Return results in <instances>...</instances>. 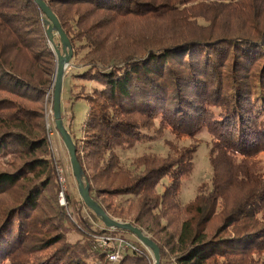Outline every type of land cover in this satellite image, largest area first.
Segmentation results:
<instances>
[{
    "label": "trees",
    "instance_id": "1",
    "mask_svg": "<svg viewBox=\"0 0 264 264\" xmlns=\"http://www.w3.org/2000/svg\"><path fill=\"white\" fill-rule=\"evenodd\" d=\"M43 1L82 68L73 140L93 199L156 241L160 264H264V0ZM46 19L34 0H0V264H110L107 235L136 247L118 264H154L82 199L60 203L44 107L63 48ZM164 130L211 137L212 180L186 203L198 145L121 158Z\"/></svg>",
    "mask_w": 264,
    "mask_h": 264
},
{
    "label": "rangeland",
    "instance_id": "2",
    "mask_svg": "<svg viewBox=\"0 0 264 264\" xmlns=\"http://www.w3.org/2000/svg\"><path fill=\"white\" fill-rule=\"evenodd\" d=\"M57 35V34H56ZM53 47V46H52ZM82 56V55H81ZM80 56V57H81ZM73 61V60H72ZM71 61L70 66L67 68L66 77L63 82V90L61 93V111L64 119V124L69 127L68 123L70 124L72 120V130L70 132L72 138L78 137L81 124L87 117L89 105L84 99H76V95L81 92L83 88V81L82 79L73 78L71 74H77L82 71V68H78L75 63ZM77 67V68H76ZM57 68V65H56ZM70 75V76H69ZM56 79V73L54 76V80ZM55 83V81H54ZM54 94V92H53ZM53 101V97L50 98V104ZM53 104V102H52ZM46 105V104H45ZM53 106V105H52ZM46 107V106H45ZM54 119L53 115L51 116ZM54 127V136L51 138L50 147L54 157L56 158L58 165H57V172L58 167L63 168L65 178H66V185L64 186L65 191V201H67L68 206V197L73 199L80 200L82 199L79 190L77 181L73 175L72 167H71V160L68 153L66 146L63 143V140L58 134V131L55 128L54 120L52 122ZM70 128V127H69ZM46 134L48 136L47 130ZM153 135V134H152ZM194 145H198V153L196 158V169L192 175V177L185 183L183 187L182 193V200L184 203L192 200L197 192L199 187L202 184L210 183L213 177V167L211 165V158H210V148H211V137L207 133H202L196 138L191 137H177L174 135L170 130H167L159 134L158 138L153 142L147 144H138L135 149L130 150L121 154L122 161L125 165H130L131 161L140 155L146 153H154L160 156H167L171 155L174 152V149L178 148L183 149L186 147H192ZM260 159L263 162L264 166V153L260 155ZM63 188L61 186V192ZM161 190V189H160ZM60 192V194H61ZM60 200V198H59ZM124 199H116V204L118 205ZM61 203V202H60ZM120 221V220H119ZM76 237H73L72 240H75ZM131 241H135V237H129ZM151 253V252H150ZM152 257L153 254L151 253ZM154 258V257H153ZM155 262V261H154ZM168 264H173L169 263Z\"/></svg>",
    "mask_w": 264,
    "mask_h": 264
},
{
    "label": "water",
    "instance_id": "3",
    "mask_svg": "<svg viewBox=\"0 0 264 264\" xmlns=\"http://www.w3.org/2000/svg\"><path fill=\"white\" fill-rule=\"evenodd\" d=\"M34 1L47 17L45 23L48 27L47 33L49 39L51 40V42H53L56 34L59 35L63 48L62 51L57 50L55 53L57 54L58 62L56 68V79L54 83L53 110L56 129L68 150L73 175L78 184L77 187L79 190V194L86 206L91 209L102 220L104 226L109 229L122 230L132 233L147 249L151 251L155 260L154 264H160L161 253L156 241H154L150 236H148L141 228L132 225V223L122 222L112 218L106 212V210L97 201L93 199L90 194V184H88L85 180L84 171L78 160L77 147H75L76 144L71 136V133L68 131L66 125L64 124V119L61 111V93L63 90V82L67 68L70 66L71 61L74 57L73 47L67 34L62 28L58 17L54 14L52 9L49 7L48 3L43 0Z\"/></svg>",
    "mask_w": 264,
    "mask_h": 264
},
{
    "label": "built area",
    "instance_id": "4",
    "mask_svg": "<svg viewBox=\"0 0 264 264\" xmlns=\"http://www.w3.org/2000/svg\"><path fill=\"white\" fill-rule=\"evenodd\" d=\"M54 92V86L53 88L48 92L47 95V100H46V107L45 108V122H46V130L48 133V138L49 141H51V138L54 136V127H53V120L55 124V119H50L52 118L51 116L53 115L54 118V110H53V104L51 102L50 104V98H52ZM56 128V125H55ZM57 130V129H56ZM58 177L60 181V185L62 186L63 190L59 196L60 202L62 205H67V201H65V188L64 186L66 185V178L64 174L63 168L58 167ZM97 243L99 246L107 253L108 259L110 264H118L123 256L124 252L127 249H132L136 251V247L133 243L127 241L126 239L120 237V236H96Z\"/></svg>",
    "mask_w": 264,
    "mask_h": 264
},
{
    "label": "crops",
    "instance_id": "5",
    "mask_svg": "<svg viewBox=\"0 0 264 264\" xmlns=\"http://www.w3.org/2000/svg\"><path fill=\"white\" fill-rule=\"evenodd\" d=\"M65 77H66V75H65ZM65 77H64V79H65Z\"/></svg>",
    "mask_w": 264,
    "mask_h": 264
}]
</instances>
